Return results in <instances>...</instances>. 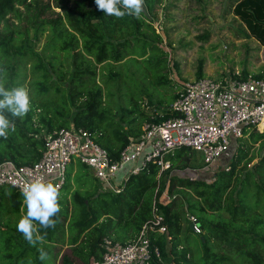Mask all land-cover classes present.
<instances>
[{
    "label": "trees",
    "instance_id": "obj_1",
    "mask_svg": "<svg viewBox=\"0 0 264 264\" xmlns=\"http://www.w3.org/2000/svg\"><path fill=\"white\" fill-rule=\"evenodd\" d=\"M53 3L61 12L45 17L53 11L43 0H0V84L8 89L25 87L31 101L23 118L9 115L16 131H10L7 140L0 138V163L38 160L44 136L63 127L84 129L116 161L130 142L142 136L143 124L177 115L169 108L177 93L169 96V102L157 99L148 111L139 108L141 95L150 91L140 90L136 75L142 82L150 76L153 86L169 82L161 73L166 61L159 45L162 38L144 11L139 17L116 18L98 11L94 0ZM232 11L247 36L264 45V0H235ZM38 33L47 34L40 49L35 47ZM123 98L117 121L113 102ZM249 136L253 139L236 144L228 168L210 169L214 177L209 181L171 173L196 168L187 147L165 156L168 169L151 161L143 170L129 173L118 193L103 190L83 166L80 177H67L56 226L47 229L46 236L39 229L37 235L44 238L36 246L17 231L26 212L21 192L2 187L0 208H7L0 209V264H42L38 248L50 256L58 245L67 248L60 264H101L103 240L134 239L153 217L154 207L167 231L149 233L161 254L160 261L152 259L151 264H264V131L253 129L240 138ZM163 192L168 201L162 200ZM186 212L198 218L204 232L198 234L202 245L198 259L193 258L188 223L183 236ZM164 242L169 249H164Z\"/></svg>",
    "mask_w": 264,
    "mask_h": 264
},
{
    "label": "built area",
    "instance_id": "obj_2",
    "mask_svg": "<svg viewBox=\"0 0 264 264\" xmlns=\"http://www.w3.org/2000/svg\"><path fill=\"white\" fill-rule=\"evenodd\" d=\"M176 93L169 108L177 115L159 123H145L142 136L130 142L118 160L112 161L84 129L63 127L44 136V149L38 160L22 165L9 160L0 163V191L10 186L21 192L26 181L43 176L58 184L61 192L67 181V164L75 157L91 169L103 190L118 193L129 173L143 170L151 161H156L161 170L168 169L170 163L165 156L175 149L199 151L208 165L219 160L229 150L231 139L242 137L245 129L264 131V77H200L183 82ZM188 222L194 233H202L195 215L190 214ZM166 231V223L154 207L153 217L134 239L126 243L103 240L101 264L160 261L159 246L152 242L149 233Z\"/></svg>",
    "mask_w": 264,
    "mask_h": 264
},
{
    "label": "rangeland",
    "instance_id": "obj_3",
    "mask_svg": "<svg viewBox=\"0 0 264 264\" xmlns=\"http://www.w3.org/2000/svg\"><path fill=\"white\" fill-rule=\"evenodd\" d=\"M43 3H49L53 11L45 17H56L57 13L61 12L59 8L55 7L53 0H43ZM234 3L235 0H148L147 2L144 0L145 17L162 38L159 45L166 55V61L165 68L161 69V73L167 75L169 82L163 86H153L149 80L151 79L150 76L143 82L137 78V75L135 76L140 90L148 89L150 91V95L142 94L140 97L139 108L141 111L150 110L156 105V100L160 98L164 100L166 98L169 102V96L176 94L182 82L196 79L200 74V77H210L216 80L254 77L259 74L264 76V45L247 36L245 26L233 14ZM12 20L16 21L15 18ZM46 36V33L37 34L36 49H40L44 45ZM124 99L126 98L115 99L113 102L112 113L117 121L121 116L120 107L125 104ZM144 125H142V129ZM252 131V128H247L244 133H251ZM252 139V136L231 139L230 148L220 157L222 162L215 168V171L220 170L224 165L228 168L236 144ZM258 146V143L254 144V147ZM192 153L196 168L175 169L171 173L179 177H190V179L196 178L207 181L213 179L216 163L212 162L206 165L203 162L201 152L192 150ZM255 161L253 160V162ZM83 166L85 164L74 157V160L67 164V177L71 176L73 179L77 176L80 177L84 169ZM86 166L85 168L88 169L89 167ZM89 170L91 171L90 168ZM95 182L98 185L100 183L96 178ZM73 188L74 186H72ZM62 193L61 190L60 196ZM66 198H70L69 193L66 194ZM162 200H169L166 192H163ZM6 208L2 209L1 207V212H4ZM189 215L190 213L186 212L183 217V236L186 234L187 223L189 225ZM202 234L204 235L203 231ZM188 236L193 258L198 259L202 256L199 236L194 232H189ZM164 245L165 250L169 249L168 244L164 242ZM66 250V246L59 245L51 248L50 256L42 264H60L61 255ZM55 253H58L56 258L54 257Z\"/></svg>",
    "mask_w": 264,
    "mask_h": 264
},
{
    "label": "clouds",
    "instance_id": "obj_4",
    "mask_svg": "<svg viewBox=\"0 0 264 264\" xmlns=\"http://www.w3.org/2000/svg\"><path fill=\"white\" fill-rule=\"evenodd\" d=\"M98 11L105 15L123 18L125 15L139 17L144 11V0H94ZM30 96L23 86L6 88L0 84V138L8 139L9 132H15V123L9 119L23 118L30 111ZM60 186L43 176L30 179L21 189L26 212L17 223V231L22 233L29 244H36L44 237L37 235L39 229L55 228V216L61 211ZM11 195V193H7ZM39 226V228L37 227ZM39 259H48V253L38 248Z\"/></svg>",
    "mask_w": 264,
    "mask_h": 264
},
{
    "label": "crops",
    "instance_id": "obj_5",
    "mask_svg": "<svg viewBox=\"0 0 264 264\" xmlns=\"http://www.w3.org/2000/svg\"><path fill=\"white\" fill-rule=\"evenodd\" d=\"M221 162H222V160H221V158H220L219 160L216 161V164L214 165V168H216L218 165H220ZM123 174H124V172L118 174V177L121 178V175H123Z\"/></svg>",
    "mask_w": 264,
    "mask_h": 264
},
{
    "label": "water",
    "instance_id": "obj_6",
    "mask_svg": "<svg viewBox=\"0 0 264 264\" xmlns=\"http://www.w3.org/2000/svg\"><path fill=\"white\" fill-rule=\"evenodd\" d=\"M189 227L191 228V227H192V225L190 224V225H189Z\"/></svg>",
    "mask_w": 264,
    "mask_h": 264
}]
</instances>
